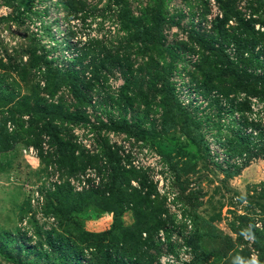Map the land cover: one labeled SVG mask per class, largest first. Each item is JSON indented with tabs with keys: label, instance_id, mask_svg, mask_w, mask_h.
<instances>
[{
	"label": "rangeland",
	"instance_id": "obj_1",
	"mask_svg": "<svg viewBox=\"0 0 264 264\" xmlns=\"http://www.w3.org/2000/svg\"><path fill=\"white\" fill-rule=\"evenodd\" d=\"M124 1L134 16L156 4L154 0H0L2 86L15 89L20 96L33 95L32 105L44 98V107L57 103L64 110L81 111L84 119L67 120L61 136L86 165L77 162L82 169L70 175V168L60 167L57 161V145L47 134H38L39 124L31 123L29 115L17 114L12 119L8 108L0 110V123L7 120L10 132L24 136L5 149L0 146V264H103L107 249L129 261L131 256L123 251L122 243L118 251L123 254L114 252L118 244L109 236L100 242L99 251L76 243L79 256L60 255L50 244L54 229L68 236L49 211L50 194L67 180L75 191L105 183L111 150L127 170L129 182L123 184L127 192L139 191L154 207L142 204L145 218L158 229L152 235L144 231L140 237L145 242L151 236L152 241L144 245L142 255L140 248L127 247L137 253L138 262L146 261V255L150 264H163V257L178 256L185 248V264H264V158L253 157L237 174L228 176L226 171L237 169L234 162L242 160L228 156V73L222 74V83L206 78L201 69L205 65L199 64L202 54L209 51L193 38L216 35V47L226 56L235 54L236 46L214 30L213 20L222 16L218 1L165 0L162 48L176 54L164 52L160 58L135 38H123L119 12ZM238 6L244 16H251L249 0H239ZM263 10L253 24L259 37L256 46H264ZM235 25L233 20L227 22L224 31ZM153 39V34L145 38L148 45ZM95 41L119 46L122 53L129 46L126 67L105 69L104 86L88 83L90 71L81 76L86 77L82 85L88 103H78L67 85L50 96L39 68L41 56H47L53 67L77 69L81 64L74 57ZM151 56L172 67L166 75L179 104L199 122L196 130L195 125H186L182 108L163 105V81L152 84L156 76L150 69ZM126 76L132 85L128 95L135 97L131 105L118 99ZM143 129L144 138L140 137ZM31 138L40 147L28 145ZM79 216L92 232H106L114 221L113 213L94 206ZM122 220L131 225L133 209H127ZM194 237L199 239L195 244Z\"/></svg>",
	"mask_w": 264,
	"mask_h": 264
},
{
	"label": "trees",
	"instance_id": "obj_2",
	"mask_svg": "<svg viewBox=\"0 0 264 264\" xmlns=\"http://www.w3.org/2000/svg\"><path fill=\"white\" fill-rule=\"evenodd\" d=\"M217 1L222 16L218 15L213 20L214 30L218 33V37H224L228 39V44L233 43L236 46L235 54L226 56L221 47H216L214 44L216 35H212L208 39L204 35L197 34L193 38L201 47H205V51H209L208 54H202V63L200 62L201 64H199L205 65L203 68L201 66L203 75L206 78L222 83L224 82L222 74L224 76L225 73H228V87H226L227 90L225 89L228 94V138H226L228 140V156L229 158L237 157L242 159L239 162H234V166L237 169L226 171L228 176H230L237 174L238 170L240 171L243 166H247L253 157L264 158V58L260 51L262 50L264 53V46H256L259 37L256 36L253 25L261 16L260 9H264V0H249L248 7L252 9L249 18L244 16L245 13L240 10L238 6L239 0ZM154 2L156 3L154 5L155 8L149 7L141 16H134L125 2L124 8H121L119 12V30L124 34L123 38L126 37L128 40L135 38L134 40L145 44L147 49H149L147 51L152 55L154 54V56L160 58L164 52L175 55L176 53L173 50L162 48L164 46L162 42L163 23L167 17L162 6L165 0H154ZM231 20L236 22L235 27H228V32L224 31L225 25L227 22L229 24ZM152 34L154 39L148 45V41L146 42L145 38ZM105 44L95 41L92 46L88 44L81 48L80 53L74 57L75 63L81 64L77 69L72 66L66 68L53 67L51 66V60L47 56H41V63L43 62V64H40L39 68L43 70L44 84L50 96H54L63 85H67L78 103H88L87 94L82 85L86 77L81 78V76H85L90 71L91 76L88 79V83H91L90 85L97 83L104 86L107 83V75L104 73L105 69L114 65L126 67L125 63H128L125 52L129 50V46L122 53L119 46L111 47V45ZM257 48L258 50H256ZM154 56L150 57V69L154 70L156 76L152 84L156 85L157 81H163V105L168 107L173 103V106L178 105L179 109L182 108L186 125L188 124L190 127L195 125L194 129L196 130L199 122L179 104L174 94V89L171 87L170 79L166 75L172 70V67L165 60L156 59ZM87 59L88 62L83 64ZM129 71L130 67L126 68L125 73H129ZM126 78L128 80L121 86V94L118 99L126 105H131L135 97L128 95V88L132 85L128 76ZM3 81H5V77L0 74V110L8 108L7 111L11 112L9 116L12 119L17 114L21 116L29 115L31 123L40 125L37 126L39 129L38 134H47L51 143L57 145L56 154L58 153L57 161L60 167L70 168L68 170L70 175L82 169V167L77 165V162L82 163V156H76L75 147L72 144L69 145L64 137L61 136L64 131L63 124L67 120L82 121L84 119L82 112L64 110L57 103H49L50 105L44 107L41 105L45 101L44 98H37L36 104L32 105L31 98H33V95L24 94L20 96L15 89H8L2 86ZM6 122L7 120L0 123V146L2 149L9 147L12 140L15 142L24 138L22 133L10 132ZM143 130L140 133V137L144 138L146 131ZM27 143L28 145H37V147L41 145L34 138L27 139ZM108 153L110 176L105 183H99L97 187L88 190L75 191L67 180L50 194L52 201H50L49 211L57 219L58 227L63 228L68 235L63 236L54 229L55 231L52 233L55 234H51L50 244L53 250L60 255L66 257L79 256V247L76 248L74 246L76 243L95 246L96 250L99 251L100 242L108 240L107 237L109 236L112 241L118 244L114 252H119V243H122L123 251L130 254L131 257L127 261L121 257V254L117 257L113 256V253L107 249L103 255V264H129L130 262L131 264H143L145 260H141V262L139 260V263L134 259V254L137 253L128 250V248H140V254L142 255L144 245L152 241L151 236L144 239L145 242L141 240L144 231L152 235L154 234L153 229H158L157 224H149V220L145 218L147 215L143 212L142 204L144 203L152 209L154 207L149 204L148 197L143 196L139 191L135 193L127 192V188L123 186L124 183L129 182L126 180L127 170L121 167L120 160L114 151L111 150ZM41 155L43 156V154ZM43 159L47 158L43 156ZM85 166L83 165V167ZM145 184V181H141L143 187H145ZM129 204H132V207H129ZM89 206H94L105 213H113L114 221L110 230L92 232L85 228L79 214ZM129 208L133 209L134 222L126 226L123 224L122 219L124 212ZM197 240H199L197 237L191 239L194 244ZM149 246L151 247L152 245ZM145 256L144 259L148 262L146 263L145 261V264H150V259L145 258Z\"/></svg>",
	"mask_w": 264,
	"mask_h": 264
},
{
	"label": "built area",
	"instance_id": "obj_3",
	"mask_svg": "<svg viewBox=\"0 0 264 264\" xmlns=\"http://www.w3.org/2000/svg\"><path fill=\"white\" fill-rule=\"evenodd\" d=\"M185 252V248H182V252L179 253L178 256L174 254H170L168 258L163 257L162 263L163 264H185L186 258L183 256Z\"/></svg>",
	"mask_w": 264,
	"mask_h": 264
}]
</instances>
